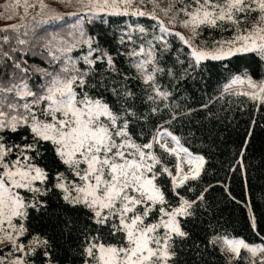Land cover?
Segmentation results:
<instances>
[{"label":"snow or ice","instance_id":"snow-or-ice-1","mask_svg":"<svg viewBox=\"0 0 264 264\" xmlns=\"http://www.w3.org/2000/svg\"><path fill=\"white\" fill-rule=\"evenodd\" d=\"M0 21V264H264V0H2Z\"/></svg>","mask_w":264,"mask_h":264},{"label":"trees","instance_id":"trees-1","mask_svg":"<svg viewBox=\"0 0 264 264\" xmlns=\"http://www.w3.org/2000/svg\"><path fill=\"white\" fill-rule=\"evenodd\" d=\"M220 128V126H217ZM220 136L223 137V140L219 141L221 146L224 149V155L220 157V159H226L228 157L229 150L232 149L233 145L231 143H225L224 141H235L236 139V131L235 129H230L229 132H224L222 128H220ZM205 146L197 140V142L193 146V150L200 151ZM264 149V132L259 133L255 150L257 155L259 152ZM225 173L223 171L219 172L218 178H223ZM257 177H260L257 179ZM251 183L253 185V191L257 193V200L259 204V212L258 215H264V201H260L258 199V194L261 188H264V172H256L253 171L251 174ZM233 194L240 195L242 191V185L239 181H233L231 184ZM211 198L215 201L217 206V215L219 219V223L222 226L221 230L226 228L229 232H233L235 235L243 236L246 239H251V233L247 228L246 224V213L240 208L238 205L226 202V198L222 196V189H217L211 194ZM215 223V221L213 222ZM196 232L199 233L200 229L197 228ZM187 255H182L181 260L187 261V264H192V257L195 255L194 252H189L188 249L185 250ZM199 259V257H196ZM200 264H222L219 256L216 255H205Z\"/></svg>","mask_w":264,"mask_h":264},{"label":"rangeland","instance_id":"rangeland-1","mask_svg":"<svg viewBox=\"0 0 264 264\" xmlns=\"http://www.w3.org/2000/svg\"><path fill=\"white\" fill-rule=\"evenodd\" d=\"M0 2H2V0H0ZM3 22L2 21H0V24H2Z\"/></svg>","mask_w":264,"mask_h":264}]
</instances>
